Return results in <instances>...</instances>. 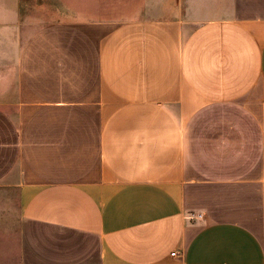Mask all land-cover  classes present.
Segmentation results:
<instances>
[{
	"label": "crops",
	"instance_id": "obj_1",
	"mask_svg": "<svg viewBox=\"0 0 264 264\" xmlns=\"http://www.w3.org/2000/svg\"><path fill=\"white\" fill-rule=\"evenodd\" d=\"M23 1L0 0L14 264H264V0L35 27Z\"/></svg>",
	"mask_w": 264,
	"mask_h": 264
},
{
	"label": "rangeland",
	"instance_id": "obj_2",
	"mask_svg": "<svg viewBox=\"0 0 264 264\" xmlns=\"http://www.w3.org/2000/svg\"><path fill=\"white\" fill-rule=\"evenodd\" d=\"M148 0H24L31 27L41 24L90 16L122 19L140 15L149 6ZM0 187H2L0 185ZM0 189V264H14L12 257L18 243L17 197L7 196Z\"/></svg>",
	"mask_w": 264,
	"mask_h": 264
},
{
	"label": "built area",
	"instance_id": "obj_3",
	"mask_svg": "<svg viewBox=\"0 0 264 264\" xmlns=\"http://www.w3.org/2000/svg\"><path fill=\"white\" fill-rule=\"evenodd\" d=\"M200 216H202V215H200Z\"/></svg>",
	"mask_w": 264,
	"mask_h": 264
}]
</instances>
